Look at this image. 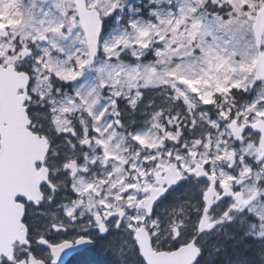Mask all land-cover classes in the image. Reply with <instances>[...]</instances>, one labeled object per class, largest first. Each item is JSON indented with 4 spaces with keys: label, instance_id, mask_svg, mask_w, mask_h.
I'll list each match as a JSON object with an SVG mask.
<instances>
[{
    "label": "snow or ice",
    "instance_id": "snow-or-ice-1",
    "mask_svg": "<svg viewBox=\"0 0 264 264\" xmlns=\"http://www.w3.org/2000/svg\"><path fill=\"white\" fill-rule=\"evenodd\" d=\"M18 139L0 264H207L222 225L264 264V0H0V169Z\"/></svg>",
    "mask_w": 264,
    "mask_h": 264
},
{
    "label": "water",
    "instance_id": "water-1",
    "mask_svg": "<svg viewBox=\"0 0 264 264\" xmlns=\"http://www.w3.org/2000/svg\"><path fill=\"white\" fill-rule=\"evenodd\" d=\"M26 151L23 140L18 139L6 166L0 169V248L10 242L15 231L16 209L9 197L14 198L18 190L26 189L28 184L23 167Z\"/></svg>",
    "mask_w": 264,
    "mask_h": 264
},
{
    "label": "trees",
    "instance_id": "trees-1",
    "mask_svg": "<svg viewBox=\"0 0 264 264\" xmlns=\"http://www.w3.org/2000/svg\"><path fill=\"white\" fill-rule=\"evenodd\" d=\"M233 231H235V228L233 227V226H227L226 228H225V232H233ZM237 236L239 237V234H237ZM247 242L246 241H244V242H240V245H241V249H243L244 247H245V244H246ZM220 248L222 249V251H219V252H215V253H211L210 255H209V259L212 261V264H222V262L223 261H226V258H225V256H224V252H229V248L233 251V249L235 248V247H232L231 245H230V247H227L226 245H225V242L224 243H220ZM234 252H231V255H232V259H233V254ZM235 256V255H234ZM256 256V255H255Z\"/></svg>",
    "mask_w": 264,
    "mask_h": 264
},
{
    "label": "flooded vegetation",
    "instance_id": "flooded-vegetation-1",
    "mask_svg": "<svg viewBox=\"0 0 264 264\" xmlns=\"http://www.w3.org/2000/svg\"><path fill=\"white\" fill-rule=\"evenodd\" d=\"M61 239L69 240L71 243L75 244V239L72 237H62ZM89 253L91 252H89L87 249L82 248L81 250L72 253L64 264H76L77 261L83 260L84 259L83 257Z\"/></svg>",
    "mask_w": 264,
    "mask_h": 264
},
{
    "label": "rangeland",
    "instance_id": "rangeland-1",
    "mask_svg": "<svg viewBox=\"0 0 264 264\" xmlns=\"http://www.w3.org/2000/svg\"><path fill=\"white\" fill-rule=\"evenodd\" d=\"M9 22H12V21H9ZM216 232H217V230L213 233H210L211 234L210 237L213 238V236L215 235ZM206 245H207V248L213 247L215 245V241H208V242L206 241ZM82 262H85L82 264H88L89 263L88 259H86V260L84 259ZM90 264H93V263H90Z\"/></svg>",
    "mask_w": 264,
    "mask_h": 264
}]
</instances>
